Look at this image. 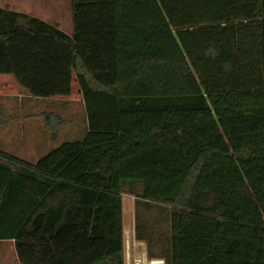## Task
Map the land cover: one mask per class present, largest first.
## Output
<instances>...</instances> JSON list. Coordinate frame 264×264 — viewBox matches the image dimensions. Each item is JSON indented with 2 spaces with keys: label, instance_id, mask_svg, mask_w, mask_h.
<instances>
[{
  "label": "trees",
  "instance_id": "16d2710c",
  "mask_svg": "<svg viewBox=\"0 0 264 264\" xmlns=\"http://www.w3.org/2000/svg\"><path fill=\"white\" fill-rule=\"evenodd\" d=\"M70 13L66 33L0 8V95L79 100L87 126L34 161L0 151V240L19 264H124L126 192L148 256L264 264V0Z\"/></svg>",
  "mask_w": 264,
  "mask_h": 264
},
{
  "label": "rangeland",
  "instance_id": "374dc122",
  "mask_svg": "<svg viewBox=\"0 0 264 264\" xmlns=\"http://www.w3.org/2000/svg\"><path fill=\"white\" fill-rule=\"evenodd\" d=\"M8 7L9 10H14L21 14H27L47 23L58 25L59 30L70 33L71 13H70V0H0V8ZM0 103H6L14 106V114L17 115V125L23 123L32 129H43V121L41 119L31 117V114L48 112L50 114H57V120L60 124L57 125V132L59 133L58 141H80L83 138V127L87 130L85 122V111L81 102L77 100H58L52 98H39V97H19L15 95H0ZM26 114L30 115L29 120H25ZM84 124V126H82ZM85 130V131H86ZM36 135V133H35ZM37 136V135H36ZM42 136V134H41ZM48 142V141H47ZM53 147L50 144H45V147L40 149L27 150H8L1 151L9 156L16 157L22 161H31L32 159L44 156ZM30 159V160H27ZM122 200V214L121 219L124 222L123 232H128L130 242V253H132V232L134 228V215L133 211V196L123 192L121 195ZM145 249L144 245H138L134 249L135 256L139 257L142 250ZM15 258V251L13 243L9 240H0V263L10 264L12 259ZM17 264V263H16Z\"/></svg>",
  "mask_w": 264,
  "mask_h": 264
},
{
  "label": "crops",
  "instance_id": "0c3cea01",
  "mask_svg": "<svg viewBox=\"0 0 264 264\" xmlns=\"http://www.w3.org/2000/svg\"><path fill=\"white\" fill-rule=\"evenodd\" d=\"M24 97V96H19ZM79 101V100H77ZM81 102V101H79ZM0 108H2L4 111L0 115V151H8V150H27L29 149V152L31 149H40L45 147V144H50L53 148L59 145L58 137L60 136L57 132L56 137L54 141L51 139L50 132L48 131L47 127H45V117L42 113H35L34 115L31 114V117L41 119L43 121V129L41 128L38 130L37 127L32 129V127H29L28 125H17V115L14 114V106L9 105L6 103H0ZM28 114H26L25 120H29ZM57 116V114H55ZM30 121V120H29ZM84 126V124L82 125ZM82 135L86 133L85 126L83 127ZM36 133V135H35ZM42 134V136H41ZM48 141V142H47ZM9 152V151H8ZM38 159V158H36ZM36 159H32L31 161H34ZM30 160V159H27ZM133 211L132 216L134 215V204H133ZM123 226L124 222H123ZM11 243H13L12 240H10ZM145 244L142 242L140 245ZM10 264H19L18 259H16V256L14 259H12Z\"/></svg>",
  "mask_w": 264,
  "mask_h": 264
},
{
  "label": "built area",
  "instance_id": "2783aa9c",
  "mask_svg": "<svg viewBox=\"0 0 264 264\" xmlns=\"http://www.w3.org/2000/svg\"><path fill=\"white\" fill-rule=\"evenodd\" d=\"M123 238H124V264H165V261L163 258L159 257H150L147 255L145 249L142 250L139 257L135 256L134 249L138 245L139 242L133 238V232H132V253H130V242L128 238V232H123Z\"/></svg>",
  "mask_w": 264,
  "mask_h": 264
}]
</instances>
